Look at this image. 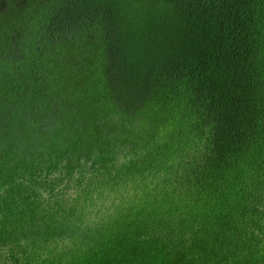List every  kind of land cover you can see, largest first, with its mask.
<instances>
[{"label": "trees", "instance_id": "obj_1", "mask_svg": "<svg viewBox=\"0 0 264 264\" xmlns=\"http://www.w3.org/2000/svg\"><path fill=\"white\" fill-rule=\"evenodd\" d=\"M1 233V264H264V0H0Z\"/></svg>", "mask_w": 264, "mask_h": 264}, {"label": "flooded vegetation", "instance_id": "obj_2", "mask_svg": "<svg viewBox=\"0 0 264 264\" xmlns=\"http://www.w3.org/2000/svg\"><path fill=\"white\" fill-rule=\"evenodd\" d=\"M9 57V55H8ZM5 233H1L0 238V264L3 262H6V257L8 255V249H7V239L5 238ZM8 260V259H7Z\"/></svg>", "mask_w": 264, "mask_h": 264}]
</instances>
